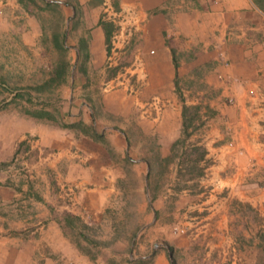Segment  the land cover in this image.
I'll return each mask as SVG.
<instances>
[{"label": "rangeland", "instance_id": "obj_1", "mask_svg": "<svg viewBox=\"0 0 264 264\" xmlns=\"http://www.w3.org/2000/svg\"><path fill=\"white\" fill-rule=\"evenodd\" d=\"M9 1L15 6L8 4L6 15L0 11V125L9 119L12 128L21 133L39 129L48 142L55 138L54 131L60 132L75 140L71 144L75 153L58 156L59 148L42 147L36 143V133L25 134L12 157L0 162V182L18 192V199L12 201L18 209H28L24 195L31 193L32 214L41 208L52 221H61L64 235L80 254L104 259L106 264H137L126 258L142 252L139 246L144 238L151 239L146 241L147 252L152 242L168 246L163 231L146 235L148 227L153 228L151 201L155 197L162 200L155 218L167 229L172 203L183 190H198L192 179L200 176L202 166L197 160L200 151L191 145L194 139L177 143L170 151V144L181 136L183 99L196 98L204 89L203 66L193 54L198 48L183 51L188 71L176 79L175 86H157L150 91L147 76L138 67L141 38L122 12L112 13L113 0H103L102 15L112 27L107 57L100 64L84 59L83 50H79L78 59L75 57L71 43L78 32L86 36L87 30L83 11L76 8L72 13L74 0ZM182 1L172 0L163 14L167 28L171 15L185 10V2L197 4V0ZM166 36L169 44L171 35ZM176 105L181 106L180 113ZM185 106L186 130L194 131L200 126L201 105ZM39 110L49 116L30 114ZM72 112L75 118L69 115ZM70 123L76 125L65 127ZM95 135L101 138L95 139ZM92 142L109 160L114 178L105 207L82 211L81 218L73 197L93 184L85 183L81 189L71 183L70 176L88 166L87 156L78 147L89 151ZM55 157L58 162L51 165ZM66 214L80 217L86 225L76 220L73 226L64 224ZM38 218H33L32 229ZM37 234L33 232L34 237ZM116 241L120 244L111 248ZM57 250L43 246L34 252L47 256L50 264H58ZM41 255L31 262L30 258H0V264H44ZM257 256L256 264H264V246L257 247Z\"/></svg>", "mask_w": 264, "mask_h": 264}, {"label": "crops", "instance_id": "obj_2", "mask_svg": "<svg viewBox=\"0 0 264 264\" xmlns=\"http://www.w3.org/2000/svg\"><path fill=\"white\" fill-rule=\"evenodd\" d=\"M171 1L113 0L111 11L122 12L141 38L137 47L138 67L147 76L150 91L157 86H175L176 79L188 71L183 51L198 48L193 54L198 55L203 66L204 89L197 92L196 98H184L182 103L200 104L202 108L198 111L200 126L188 131L186 140L194 139L191 145L204 150L199 160L202 169L200 176L192 179L198 190L185 189L172 203L167 229L155 218L163 207L162 200L155 197L151 201L153 228L148 227L146 235L163 231L168 246L152 242L147 252L146 241L151 239L144 238L139 246L142 252L126 261L256 264L257 247L264 246V12L253 0H197L196 5L187 1L184 11L171 15L167 28L163 14L169 10ZM13 3L0 0L3 15L8 4L15 6ZM103 4V0H74L70 5L72 13L76 8L83 11L87 30L86 36L78 32L71 43L77 59L79 50H83L82 54L86 52L87 59L94 64L107 57L104 30L99 24L100 20L105 21ZM166 35H171L169 44L165 43ZM80 38L85 40V49L79 45ZM176 108L180 113L181 106ZM69 115L76 116L73 112ZM12 125L9 119L0 125V162L12 157L16 143L24 141L25 134L33 133L42 147L59 148L58 156L75 153L71 151L75 140L60 132L54 131L55 138L48 142L39 129H28L22 134ZM91 148L87 151L78 147L87 156L88 166L70 176L71 183L81 189L85 183L93 184V188L79 191L73 197L79 203L76 213L81 218L82 211L105 207L114 178L110 162L99 146L93 143ZM57 162L55 157L50 164ZM17 197L18 192L10 184L0 182V258H30L31 262L41 255L39 252L35 255L36 248L50 246L60 251L58 264H106L104 259L80 254L64 235L61 221H52L41 208L33 215L31 193L24 195L28 209L15 207L16 202L12 201ZM34 217L39 218L32 229ZM34 231L38 232L36 237ZM118 244L112 243L111 248ZM167 247L172 250L169 257ZM40 257L44 258V264H50L47 256Z\"/></svg>", "mask_w": 264, "mask_h": 264}, {"label": "trees", "instance_id": "obj_3", "mask_svg": "<svg viewBox=\"0 0 264 264\" xmlns=\"http://www.w3.org/2000/svg\"><path fill=\"white\" fill-rule=\"evenodd\" d=\"M253 2L258 6V8L260 10H262L264 12V0H253ZM99 24L101 25L102 29L104 30V37H105V45H106V53H108V49H109V43H110V35H111V27H112V24L111 22H105L103 20H100L99 21ZM79 45L81 48L85 49V40L80 38L79 39ZM83 58L84 59H87L88 55L86 52H84L82 54ZM186 109L187 107L185 105L182 106V111H181V117H182V129H181V136L177 139H175L171 144H170V151L173 150L174 146L177 144V143H185L188 136L190 135V132H188L186 129V124H185V112H186ZM31 115L35 116V117H48L49 116V113L42 110V111H36V112H32L30 113ZM76 123H70V124H65V127H73L75 126ZM101 138V135H95V139H100ZM192 147H194L193 149H198L200 151L199 153V156L197 158V160H202L203 158V154H204V150L200 147V146H197V145H192ZM73 220H76L78 221L81 226H85L86 224H84L80 217L76 216V215H73V214H66L64 219H63V222L64 224L66 225H70V226H73ZM80 237L86 239L84 237L83 234H80ZM169 248L167 249V255L169 257ZM133 262H136L137 264H148L149 261L146 260V259H137V260H134ZM171 264H174V262H171Z\"/></svg>", "mask_w": 264, "mask_h": 264}]
</instances>
